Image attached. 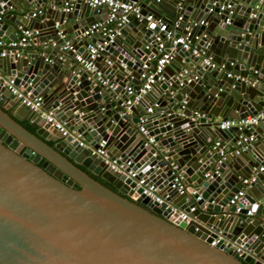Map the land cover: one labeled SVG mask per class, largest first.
<instances>
[{
  "label": "water",
  "instance_id": "obj_1",
  "mask_svg": "<svg viewBox=\"0 0 264 264\" xmlns=\"http://www.w3.org/2000/svg\"><path fill=\"white\" fill-rule=\"evenodd\" d=\"M50 1L47 7L60 13L58 18L42 22V17H30L29 10L16 23L38 20L36 28L48 29L50 35H39L36 42L46 44L31 45L17 57H0V264H264V138L255 129L264 131V118L250 129L218 128L229 116L263 110L264 0L258 7L256 0H132L169 26L178 21L177 35L190 25L191 44L218 66L201 70L200 57L178 45L176 60L197 63L192 70L198 78L188 76L179 86L181 68L169 73L166 66L162 79L129 113L120 105L127 98L125 80L137 89L142 64L155 69L161 55L154 36L158 27L131 18L104 45L107 37H78L99 20L102 7L75 0L68 13L60 10L64 0ZM3 2L0 11L10 5V0ZM36 2L43 6L46 0ZM221 4L225 8L219 10ZM203 17L204 24H194ZM65 20L74 21L75 51L62 48L64 38L57 34ZM8 27L0 18V37L15 38L17 30ZM94 41L101 47L100 77L114 81L113 88L75 61ZM10 78L34 95L44 92L51 100L46 110L81 132L86 146L20 103L8 88ZM149 104L152 113L145 112ZM194 110L204 116L197 117ZM144 114L147 135L137 126ZM217 131L236 147L242 136L253 133L256 140L238 153L227 152L231 148L223 146ZM148 135L153 142L145 145ZM101 140L106 158L95 152ZM215 140L221 143L213 148ZM179 169L182 193L171 186ZM130 170L133 176L127 174ZM150 185L164 199L161 203L143 192ZM241 188L252 215H246V208L237 213L228 203ZM179 211L189 218L181 219ZM219 233L221 239L210 245Z\"/></svg>",
  "mask_w": 264,
  "mask_h": 264
},
{
  "label": "built area",
  "instance_id": "obj_2",
  "mask_svg": "<svg viewBox=\"0 0 264 264\" xmlns=\"http://www.w3.org/2000/svg\"><path fill=\"white\" fill-rule=\"evenodd\" d=\"M87 4L92 7H102L106 9V17L104 19H99L92 23L89 27H87L83 32H81L78 37H107V40L103 41V44L106 45L110 41L114 39V37L120 34V29L123 28L131 18L139 22H145L147 24L153 23L158 27V30L154 32V36L157 40V47L158 52L161 54L160 57L156 60V66L153 71H150V66L147 63H143L141 68L142 71L138 75L139 79V87L136 89L134 83H132L131 79L125 80L124 89L127 94V98L123 100L120 105L122 107L123 113H129L130 108L138 104L141 100L144 93L148 92L152 86L155 84L157 80H161L162 76L159 74L165 69V67L170 64L174 59L178 56L177 50L178 45L183 48L184 50L191 49V53L194 56L200 57V68L204 70L206 66H211L215 68L218 66L216 62H214L211 57L205 56L204 51L201 48H197L191 44L190 36H191V26L187 25L184 27V30L181 31L178 35L175 31V26H177V22L175 21L172 26H169L166 21L162 18L157 17L152 11L144 12L142 10V6L137 1L132 0H84ZM262 0H256L255 6L258 7ZM1 4V3H0ZM2 5V4H1ZM63 11L70 12L73 7L69 0H64L63 3ZM227 7H230L227 4ZM7 8H12V5H8ZM225 6L221 4L219 6V10L224 9ZM213 10L212 7L208 8V12ZM3 10L0 11V18H2ZM42 14L41 8L35 7L32 9L30 17H38ZM251 16H256V14H252ZM24 17H27L25 14ZM228 22V20H227ZM204 24L205 19L204 17L201 18L198 22L194 24ZM59 26V24H57ZM16 37L13 39L3 38L0 37V57L6 55H14L20 56L22 51L31 46L36 44H46L45 42H36L38 36L40 35V29L36 27H31L28 25L19 24L17 26V32L15 33ZM57 34L64 38V44L62 48L69 49L75 51L77 49L76 44L74 43V38H69L66 33H64V29L59 26ZM101 49L100 43L94 41L89 42L85 46V53H77L75 55V61L79 64L80 67L86 69L87 71L97 73V80L102 84H108L109 87H115L116 83L114 81H108L107 79H102L100 77L101 71L97 68V58L99 56V50ZM180 61L183 64L181 69L177 73V78L179 79V86L183 85V79H196L198 78V74H196L191 67L187 65L188 61L186 57H180ZM228 76L234 77L238 79L239 75L232 74L231 72L227 73ZM9 90L17 97L18 101L28 107L31 111L35 113H40L41 116L44 118L46 122H49L54 128L59 130L63 136H71L72 140L77 141L79 146H86L87 141L83 137L81 132L76 130H70L67 128L64 123L55 118L53 110H45L43 108L44 97L42 94H32L30 91L25 90L21 86H16L13 84V79L10 78L7 82ZM186 103L183 100V104ZM153 105H148L145 109L146 113L153 112ZM193 113L197 117L204 116V113L194 110ZM147 114L139 116L138 122V130L143 134L147 135V129L145 127V122L147 120ZM264 118V106L263 110L259 111L253 115H246L243 118H226L221 120L218 128L219 129H228L232 126H237L239 129L246 128L250 129L255 127L257 122L260 119ZM145 145L148 143L153 142L152 136L146 137ZM256 140L255 135L251 133L249 136H242V141H239L238 147H236L233 151L238 153L241 149H246L248 146ZM219 140H215L212 143V147L215 148L220 145ZM105 144V140H101L99 142L98 148L95 152L98 155H103L105 158L107 155L105 154V150L102 149L103 145ZM221 155H223V151H220ZM130 161H127L126 164H129ZM112 168L116 171L122 172L123 169L121 165H112ZM173 168H177V165H173ZM263 169V166L260 167V170ZM127 174L129 176H133L135 173L133 171H128ZM183 171L178 170L174 179L173 183L171 184L172 187H176L179 193H182L185 189V185L183 184ZM254 177L252 176L250 179L244 178L243 182L248 183L253 180ZM142 180L138 181V184H141ZM156 187L150 185L146 186L143 189V192L151 197L154 201L161 203L164 199L156 193ZM229 204L235 206V212H239L242 208H246V215H252L253 212L250 208V204L247 199L244 198V189H239L236 193L232 195V197L228 201ZM195 207H190V211H193ZM175 208H172V211H175ZM179 216L181 219H188L189 213L186 211H179ZM222 235H217L214 238L210 245H215L219 239H221Z\"/></svg>",
  "mask_w": 264,
  "mask_h": 264
},
{
  "label": "crops",
  "instance_id": "obj_3",
  "mask_svg": "<svg viewBox=\"0 0 264 264\" xmlns=\"http://www.w3.org/2000/svg\"><path fill=\"white\" fill-rule=\"evenodd\" d=\"M73 9H74V6H75V0H69ZM256 2V1H255ZM52 1L50 0H46V3L41 6L39 3L36 2V0H32L31 2L27 1V0H10V4L12 5V8H7L5 9V11L3 12L2 14V18L4 19V22L9 26L6 30L8 31L10 26L13 25V28H15L17 30V25L16 23L17 22H21L23 21L24 19V15L27 14V12L29 10H32L34 9L35 7H38V8H41L42 10V14L39 15L38 17H42L40 18L41 21L43 22H50L52 19L54 18H58V15H60V13H58L57 11L54 12L52 11L50 8L51 7H47V4L48 5H51ZM85 1L84 0H81V5H85ZM1 4H4L1 3ZM63 4H61V9L60 10H63ZM148 10H151V7L148 5ZM70 13V12H68ZM97 19H104L106 17V9H100L98 12H97ZM91 18V17H89ZM26 20V24L28 26H31V27H36L38 25H40L38 23V20L34 19V18H30L29 20L28 19H25ZM74 23V21H69V20H65V22L62 23L61 27L66 30L67 32V36L69 38H74V35L73 33L71 32L72 31V24ZM41 34H40V38L42 39H45L48 35H50V31L48 29H44V28H41ZM17 32V31H16ZM3 38H8L7 35H3L2 36ZM181 58L177 59L176 58L174 59V61H172L169 65H167L166 69L169 73H173L174 71V68H177V67H182V63L180 61ZM190 64H192V61L190 60L189 63H187V65L189 66ZM197 63H194L193 66H195ZM193 66H189L191 68H193ZM42 96L44 97V102H43V108L46 110L47 106L51 103V100L48 99L46 96H45V93H41ZM135 105H138V104H135ZM151 105V104H149ZM23 115L22 116H26L28 114V110L23 106ZM230 118V116L228 117ZM217 120H221V118H218ZM260 134H262V138H264V131L262 128L260 127H256L255 128ZM217 135H222L219 131H217ZM217 136V137H218ZM223 140V146H226L228 144V146H230V150H227V152H230L231 150H234L236 148L235 145H233V142L232 141H227L225 140L227 137H220ZM88 141L91 140V138H86ZM256 259H253L252 262L254 263Z\"/></svg>",
  "mask_w": 264,
  "mask_h": 264
},
{
  "label": "trees",
  "instance_id": "obj_4",
  "mask_svg": "<svg viewBox=\"0 0 264 264\" xmlns=\"http://www.w3.org/2000/svg\"><path fill=\"white\" fill-rule=\"evenodd\" d=\"M95 178L98 179L99 181H101V182H102L103 184H105L106 186H109V187H110V184H109V183L105 182L104 180H102V179H100V178H98V177H96V176H95Z\"/></svg>",
  "mask_w": 264,
  "mask_h": 264
}]
</instances>
